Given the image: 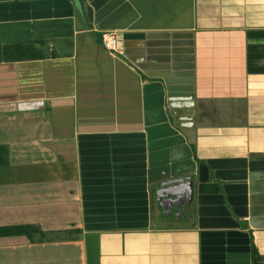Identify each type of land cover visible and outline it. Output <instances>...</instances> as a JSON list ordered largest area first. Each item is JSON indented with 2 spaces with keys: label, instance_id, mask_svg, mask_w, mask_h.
I'll use <instances>...</instances> for the list:
<instances>
[{
  "label": "crops",
  "instance_id": "1",
  "mask_svg": "<svg viewBox=\"0 0 264 264\" xmlns=\"http://www.w3.org/2000/svg\"><path fill=\"white\" fill-rule=\"evenodd\" d=\"M0 146V227L67 232L0 264H264V0H0Z\"/></svg>",
  "mask_w": 264,
  "mask_h": 264
},
{
  "label": "trees",
  "instance_id": "2",
  "mask_svg": "<svg viewBox=\"0 0 264 264\" xmlns=\"http://www.w3.org/2000/svg\"><path fill=\"white\" fill-rule=\"evenodd\" d=\"M38 45H44V42H39ZM3 59L8 62L41 59L46 55L35 44L31 43H11L3 46ZM9 165V150L6 146H0V167ZM71 233H80L77 230L70 231ZM67 232L46 233L40 227L35 225H11L0 227V238L6 237H26L30 242H44L60 240V235ZM256 264V260H254Z\"/></svg>",
  "mask_w": 264,
  "mask_h": 264
},
{
  "label": "water",
  "instance_id": "3",
  "mask_svg": "<svg viewBox=\"0 0 264 264\" xmlns=\"http://www.w3.org/2000/svg\"><path fill=\"white\" fill-rule=\"evenodd\" d=\"M193 192V185L190 178L173 180L157 186L158 200L167 199L171 206L182 209L187 198ZM182 207V208H181Z\"/></svg>",
  "mask_w": 264,
  "mask_h": 264
},
{
  "label": "built area",
  "instance_id": "4",
  "mask_svg": "<svg viewBox=\"0 0 264 264\" xmlns=\"http://www.w3.org/2000/svg\"><path fill=\"white\" fill-rule=\"evenodd\" d=\"M102 45L112 55L119 52V37L116 32L108 31L102 34Z\"/></svg>",
  "mask_w": 264,
  "mask_h": 264
}]
</instances>
